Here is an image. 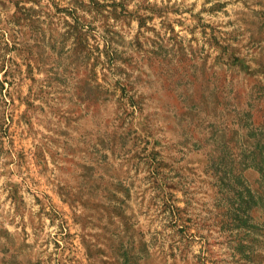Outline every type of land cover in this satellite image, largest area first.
I'll return each mask as SVG.
<instances>
[{
    "label": "rangeland",
    "instance_id": "374dc122",
    "mask_svg": "<svg viewBox=\"0 0 264 264\" xmlns=\"http://www.w3.org/2000/svg\"><path fill=\"white\" fill-rule=\"evenodd\" d=\"M0 264H264V0H0Z\"/></svg>",
    "mask_w": 264,
    "mask_h": 264
}]
</instances>
